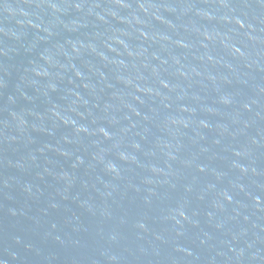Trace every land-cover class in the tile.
I'll use <instances>...</instances> for the list:
<instances>
[{"label":"water","instance_id":"95a60500","mask_svg":"<svg viewBox=\"0 0 264 264\" xmlns=\"http://www.w3.org/2000/svg\"><path fill=\"white\" fill-rule=\"evenodd\" d=\"M0 264H264V0H0Z\"/></svg>","mask_w":264,"mask_h":264}]
</instances>
